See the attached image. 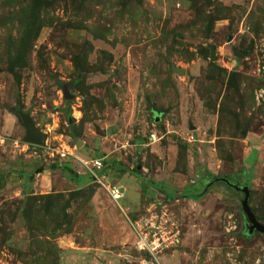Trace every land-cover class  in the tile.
Segmentation results:
<instances>
[{
    "label": "rangeland",
    "instance_id": "rangeland-1",
    "mask_svg": "<svg viewBox=\"0 0 264 264\" xmlns=\"http://www.w3.org/2000/svg\"><path fill=\"white\" fill-rule=\"evenodd\" d=\"M32 4L0 0V264H264L242 194L208 186L247 184L264 224V0H47L18 59Z\"/></svg>",
    "mask_w": 264,
    "mask_h": 264
},
{
    "label": "water",
    "instance_id": "water-1",
    "mask_svg": "<svg viewBox=\"0 0 264 264\" xmlns=\"http://www.w3.org/2000/svg\"><path fill=\"white\" fill-rule=\"evenodd\" d=\"M212 57H213V51H212ZM176 72L182 73V69L177 67H172ZM71 84L67 83L63 85V96L66 99H71L74 97V95L70 92ZM15 115L17 116L18 120L21 122L23 127L25 128V140L33 145L41 146L44 144L47 134L46 132L41 131L35 126V123L33 119L31 118L30 114L28 112H24L21 109L15 110ZM193 128V126H190ZM118 128L117 124H111L107 126L105 129L96 128V132L99 135H110L114 133ZM81 144V143H80ZM213 181H223L228 186L234 188L236 191H240L242 193V198L240 199V205L243 210V212L246 214L247 220H248V233H252L253 231H257L264 234V224L261 223L251 210L249 206V188L247 184L238 185V183H234L230 179L226 177H216ZM33 192L34 190L31 189ZM120 191H123V188L120 187Z\"/></svg>",
    "mask_w": 264,
    "mask_h": 264
},
{
    "label": "trees",
    "instance_id": "trees-1",
    "mask_svg": "<svg viewBox=\"0 0 264 264\" xmlns=\"http://www.w3.org/2000/svg\"><path fill=\"white\" fill-rule=\"evenodd\" d=\"M43 1H47V0H33V3H34V5L35 6H37V8L32 4V6H31V8L30 9H27L28 11H26V12H28L27 14H28V16H29V18L28 19H26L25 20V22H24V24H23V26H22V29H24V32H23V37H24V41L21 43V45H20V48H21V53L24 55V57L23 56H17L16 58H18V59H25V48H27L29 45H27V39H28V37L29 36H31L32 35V33H33V31L35 32L36 31V29L38 28V18H39V10H38V8H39V6H41L42 5V2ZM24 43L26 44V45H24ZM25 52V53H24ZM58 166V164L56 163V164H53V166H52V168H55V167H57ZM64 168L66 169V170H70V167L68 166V165H65L64 166ZM135 173H137L138 171L136 170V168L133 170ZM228 179H230V178H228ZM231 180V179H230ZM222 183H224L225 185H226V187H229L231 190H234V191H236L234 188H232V187H230V186H228L225 182H223V181H221ZM213 183H217V181L216 182H213ZM1 187V186H0ZM213 187V186H212ZM230 190V191H231ZM163 192H165L166 194H168L169 192L168 191H166L164 188H163ZM232 192H230L229 193V195H232L231 194ZM237 193H239L238 191H237ZM78 194V190H75L74 192H71L70 193V195L71 196H73V195H77ZM203 194H204V192H201V193H195V194H191V195H189L188 196V198H191V199H198V198H200L201 196H203ZM227 194V193H226ZM240 194V193H239ZM171 197H173L172 196V194H171ZM31 199H35V198H38V199H46L47 201H51L52 200V198H53V195L52 194H46V195H38V197H35V196H32V197H30ZM29 198V199H30ZM58 203H56V205H57ZM67 204V202H65L64 203V207H65V205ZM51 207L52 208H54V207H57V206H55V205H51ZM63 210L65 209V208H63L62 207V205L60 206ZM250 208H251V206H250ZM251 210H252V208H251ZM253 211V210H252ZM253 213L255 214V212L253 211ZM255 216H256V214H255ZM256 218H257V216H256ZM258 219V218H257Z\"/></svg>",
    "mask_w": 264,
    "mask_h": 264
},
{
    "label": "built area",
    "instance_id": "built-area-1",
    "mask_svg": "<svg viewBox=\"0 0 264 264\" xmlns=\"http://www.w3.org/2000/svg\"><path fill=\"white\" fill-rule=\"evenodd\" d=\"M67 153H70L66 150ZM65 151H62L60 152L59 154L61 156H64L66 154ZM81 160V159H80ZM89 160V161H88ZM81 162L83 163L84 166H86L88 172H89V175L92 177V178H95L96 180L100 181L102 179V175L100 176L97 172L99 170H101L102 168V159L100 157H93V158H90V159H87V160H81ZM109 192H110V195L112 196V198L114 199H118L119 198V195H120V190H118L116 187L114 188H110L109 189ZM138 232V235H139V240L137 242L138 244V247L139 248H143V249H148L151 251V248L150 246H148V241H147V236L142 233L141 231H137ZM156 241H151V247L153 248L155 245H159V243H156ZM154 245V246H153ZM156 247V246H155Z\"/></svg>",
    "mask_w": 264,
    "mask_h": 264
},
{
    "label": "flooded vegetation",
    "instance_id": "flooded-vegetation-1",
    "mask_svg": "<svg viewBox=\"0 0 264 264\" xmlns=\"http://www.w3.org/2000/svg\"><path fill=\"white\" fill-rule=\"evenodd\" d=\"M231 181H233L234 183H238V185H243V184H240L236 179H231ZM213 182H216V181H211V182H209L208 183V186L209 185H211V184H213ZM210 187V186H209ZM240 194H242L240 191H238ZM248 230H249V228H248V226H247V233H248Z\"/></svg>",
    "mask_w": 264,
    "mask_h": 264
}]
</instances>
